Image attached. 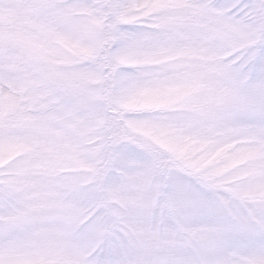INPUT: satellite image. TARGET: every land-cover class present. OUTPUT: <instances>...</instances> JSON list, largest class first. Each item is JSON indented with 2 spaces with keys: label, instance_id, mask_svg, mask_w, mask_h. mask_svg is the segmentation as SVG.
Segmentation results:
<instances>
[{
  "label": "snow or ice",
  "instance_id": "1",
  "mask_svg": "<svg viewBox=\"0 0 264 264\" xmlns=\"http://www.w3.org/2000/svg\"><path fill=\"white\" fill-rule=\"evenodd\" d=\"M0 264H264V0H0Z\"/></svg>",
  "mask_w": 264,
  "mask_h": 264
}]
</instances>
